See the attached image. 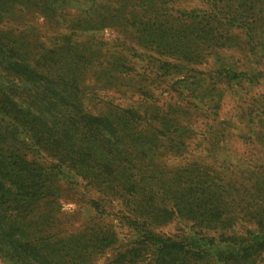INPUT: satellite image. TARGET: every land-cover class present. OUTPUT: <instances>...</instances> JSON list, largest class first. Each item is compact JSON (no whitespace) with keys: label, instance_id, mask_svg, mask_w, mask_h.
Listing matches in <instances>:
<instances>
[{"label":"trees","instance_id":"trees-1","mask_svg":"<svg viewBox=\"0 0 264 264\" xmlns=\"http://www.w3.org/2000/svg\"><path fill=\"white\" fill-rule=\"evenodd\" d=\"M89 1L93 7L101 5L99 0ZM171 1L164 0V4ZM202 2L204 10H174L170 24L158 23L155 15L144 21L134 15L125 24L136 28L132 37L139 45L177 56L178 65L159 62V70L166 76L170 72L180 75L179 69L209 58L214 86L264 84V0ZM47 5L59 8L63 1L0 0V22L15 7ZM115 17L87 11L80 19L93 29ZM231 31L238 35H230ZM64 41V53L76 47L70 38ZM41 48L28 39L24 30L15 33L0 29V70L7 79L6 85L0 80V244L11 245L17 254L14 245L19 233L31 235L36 239L34 243L48 241L50 236L36 238L41 232L34 227L31 215L40 202L57 194L60 183L76 182L78 178L86 182L88 189L103 191L123 202L118 220L133 228L135 243L128 257L134 258V264L264 262V176L244 173L243 187L234 185L224 172L211 174L207 166L184 159L203 141L211 124L200 134L172 117L170 107L161 112L147 99H143L140 109H120L107 116L86 114L78 99L83 92L81 75L94 70L98 78V72L103 71V78L116 82L130 68L117 55L116 61L108 60L109 70H105L104 60H97V53L89 48L65 54L47 51L45 55L53 53L48 62L62 64L65 70L63 75L55 72L51 78L52 72L38 66L40 55L36 49ZM203 48L208 50L206 54ZM232 48L246 60H255L250 64L254 67L231 63ZM189 74L172 84L178 97L189 99V105L206 109L215 118L223 93L213 94L210 90L206 96H199L198 86L206 79L193 69ZM20 97L25 99L20 100L21 105L15 101ZM27 106L29 109H25ZM261 106L264 108V98ZM262 108L258 109L261 113ZM198 111L205 113L194 112ZM246 113L250 118L254 115L252 108ZM39 151L52 158L50 166L27 159L26 152ZM169 157L182 159L183 163L167 169ZM94 206L95 210L102 209L100 202ZM178 220L191 223L197 231L179 237L156 232ZM111 236L108 230L101 239L106 243ZM50 245L48 257L41 260L65 264L61 261L65 246ZM25 246L34 244L26 242ZM55 255L60 257L54 261L60 262L53 261Z\"/></svg>","mask_w":264,"mask_h":264},{"label":"rangeland","instance_id":"rangeland-1","mask_svg":"<svg viewBox=\"0 0 264 264\" xmlns=\"http://www.w3.org/2000/svg\"><path fill=\"white\" fill-rule=\"evenodd\" d=\"M62 1L63 6L59 8H49L48 5L42 8L15 7L6 19L1 20L0 29L15 33L24 30L28 39L34 41L36 46H41V49H36L40 55L38 66L46 67L52 72L50 75L43 70V73L49 74L51 78L55 72L60 75L65 72L62 64L56 65L48 60L53 53H64L61 47L65 46L66 38H70L73 46H76L69 50L89 48L96 52V59L104 60V66H107V69L104 67L105 70H109L108 60L116 61L115 56H120L130 68L124 72L120 81L103 78V71L98 72L100 80L94 70L81 75L80 85L83 92L78 99L82 104L80 109L84 113L107 116L116 110L142 107L143 99H147L153 107L159 106L161 112H166L170 107L172 117L200 134L204 132L207 124H211L208 133L202 137L203 141L197 148L188 151L184 159L207 166L211 169V174L219 175L224 172L234 185L241 184L243 187V178H246L244 173L248 172L249 176L250 173L257 172L264 176V112L258 111L262 108L264 84L247 87L242 83L239 86L223 87L216 83L214 86L215 80H211L212 63L209 58L179 69L182 72L180 75L170 72L166 76L163 70H159V62L178 65L177 56L168 51L161 54L154 46L147 49L139 45L132 37L136 28L125 24V21L134 15L140 21L155 15L154 17L160 20L158 23L170 24V14L174 10H204V0H172L165 4L164 0H99L100 7H93L89 0ZM87 11L103 12L116 17L109 18V22L92 29L88 27L93 25H86L82 20ZM230 35L237 36L238 32L231 31ZM47 51L53 53L45 55ZM202 51L206 54L205 51L208 50L203 48ZM231 53L230 62L237 67H254L250 64H254L255 60L241 57L237 49L232 48ZM63 62L64 58L60 63ZM192 69L202 73V77L206 79V82L203 81L198 86L199 96H206L210 90L213 94L217 91L223 93L215 118L210 116V111L195 109V104L189 105V99L179 98V92L173 88L172 84L181 77L190 75ZM4 75L0 70V80L6 85L7 79ZM118 82L120 88L115 90ZM105 83L112 85L107 86ZM18 99L15 101L20 105V100H25L22 97ZM30 101L32 102V99ZM250 108L254 113L252 118L246 113ZM197 110H205V113L194 112ZM250 119L252 121L249 123ZM26 157L44 167L53 163L52 158L43 151L37 154L26 152ZM182 163V159L169 157L167 169H175ZM59 188L54 197L40 202L31 215L32 221L36 223L34 227L41 232L36 238L46 239V236H50L48 241L39 240L34 243L36 239L31 235L27 237L25 233H19L18 242L14 245L18 250L17 254L12 252L11 245L0 244V264H46L41 258L48 257L52 243L65 246L61 250V261L65 264H134V258L128 257L129 250L135 243L133 228L118 220L119 208L123 202L103 191L88 189L86 182L78 178L76 182L60 183ZM99 202L102 209L99 207L95 210L94 205ZM108 230L112 236L104 243L101 238ZM192 231L197 230L191 223L178 220L159 228L156 232L167 237H179ZM26 242L33 243L34 246L26 247ZM58 257L60 256L55 255L53 261Z\"/></svg>","mask_w":264,"mask_h":264}]
</instances>
